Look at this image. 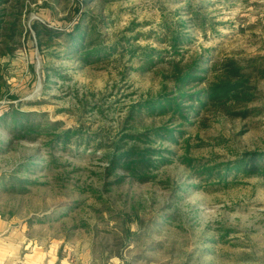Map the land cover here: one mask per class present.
<instances>
[{
  "label": "rangeland",
  "instance_id": "374dc122",
  "mask_svg": "<svg viewBox=\"0 0 264 264\" xmlns=\"http://www.w3.org/2000/svg\"><path fill=\"white\" fill-rule=\"evenodd\" d=\"M25 2V32L34 20L55 26L72 21L73 0ZM85 11L89 39L105 50L116 46L117 51L86 63L66 51L62 36L53 41L42 37V47L37 39H28L14 54H0V114L12 105L35 113L49 133H79L71 144L51 152L42 137L0 150V177L29 158L49 159V153L59 165L22 173L46 183L25 195L0 189L6 233L21 232L43 246H60L72 264H264L263 181L243 176H231L228 185L218 179L199 180L178 158L184 153L182 145L165 144L177 153L173 162L152 181L127 178L102 196L110 204L91 191L77 190L79 185L104 190L106 181L115 180L107 178L106 154L122 130L168 121L145 114L136 122L126 119L134 103L164 91L165 85V91L172 89L166 76L173 63L198 55L210 65L229 57L264 56V0H94ZM173 31L190 39L178 54L171 48ZM145 47L159 51L161 58L141 70ZM258 95L250 105L262 108L258 115L231 119L210 113L206 127H190V156L213 166L246 151L263 153L264 79L258 83ZM5 134L0 127V140L6 141ZM77 202L78 207L60 216L63 206ZM133 205L144 223L141 228L131 223L137 235L121 246L124 222L117 214L123 208L132 213ZM51 214L59 219L37 220ZM166 215L171 218L165 220ZM83 221L87 227L70 231Z\"/></svg>",
  "mask_w": 264,
  "mask_h": 264
},
{
  "label": "trees",
  "instance_id": "16d2710c",
  "mask_svg": "<svg viewBox=\"0 0 264 264\" xmlns=\"http://www.w3.org/2000/svg\"><path fill=\"white\" fill-rule=\"evenodd\" d=\"M94 0H73V9L69 13L72 21L65 20L63 26H55L52 23L34 20L30 30L23 28V14L28 8L25 0H0V54L12 55L19 45L24 44L28 39H37L39 46L42 37H48L53 41L62 36L66 38V51H71L83 62L91 60L99 61L102 56L117 51L116 46L105 50L101 44L94 43L90 38L89 28H84L85 19L88 17L85 7ZM106 2L113 0H105ZM191 15H193L191 13ZM10 19H9V18ZM69 20V19H68ZM94 30V28H93ZM23 38V39H22ZM23 40V41H22ZM187 36L172 32L171 48L178 54L180 47L189 42ZM132 50L131 52H133ZM157 53V55L155 54ZM141 70L155 66V58H161L160 52L154 48L145 47L142 50ZM198 55L186 63H173L171 72L166 79L172 83V89L167 92H159L131 105L126 121H137L141 114L149 117H168V121L161 125H132L122 130V136L113 143L107 156V178L115 177L114 181L104 184V190L86 189L79 185L77 190L80 193L91 191L99 199L103 195L111 194L113 188L123 183L127 178L139 183H146L156 178L157 172L173 162L177 153L165 144L182 145L184 153L178 156L182 164L192 170L199 180L218 179L219 182L228 185L232 176L238 179L240 176L249 178L257 177L264 183V152L246 151L231 162L210 165L201 163L197 158L191 157L192 149L191 135L188 129L193 126L206 127L207 114L223 115L231 119H247L262 112L260 107H252L258 99V83L264 79V56H252L247 59H236L229 57L221 61L212 62L203 59ZM33 112L20 111L9 105L0 114V127L5 130L6 141L0 140V150L3 146L12 147L16 141H36L42 137L44 146L54 150L58 145H69L72 138L78 136V130L66 129L62 133H49L45 131L35 119ZM54 155L49 153L45 160L29 158L17 165L9 173L0 177V189L7 194L25 195L31 191L33 186L46 185L38 178L29 174L32 169H52L59 165L54 160ZM45 167L42 166V162ZM105 192V193H104ZM103 202L110 204L108 200ZM79 206V202L63 206L65 211L60 216L66 215L68 209ZM110 210L113 212L112 208ZM128 213L121 209L117 216L124 222L122 245L127 240L137 235L132 231L131 223L135 222L141 228L143 222L135 205ZM5 216L4 213H1ZM59 219L54 215L44 218H37L39 222L46 219ZM171 215L164 216L167 220ZM36 218L30 219L33 222ZM87 227L84 221L74 225L70 231ZM115 254L122 258L121 251Z\"/></svg>",
  "mask_w": 264,
  "mask_h": 264
},
{
  "label": "crops",
  "instance_id": "0c3cea01",
  "mask_svg": "<svg viewBox=\"0 0 264 264\" xmlns=\"http://www.w3.org/2000/svg\"><path fill=\"white\" fill-rule=\"evenodd\" d=\"M65 251V249L63 250ZM61 247L43 246L39 240L24 234L6 233V223L0 218V264H72Z\"/></svg>",
  "mask_w": 264,
  "mask_h": 264
}]
</instances>
